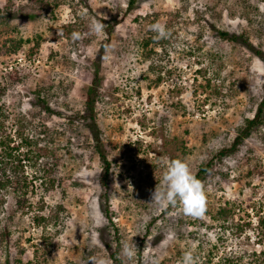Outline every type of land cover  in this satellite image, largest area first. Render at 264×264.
Instances as JSON below:
<instances>
[{"label": "rangeland", "instance_id": "374dc122", "mask_svg": "<svg viewBox=\"0 0 264 264\" xmlns=\"http://www.w3.org/2000/svg\"><path fill=\"white\" fill-rule=\"evenodd\" d=\"M128 2L60 0L45 9L14 0L5 10L0 1V45L28 39L13 55L0 49V138L14 137L20 125L35 141V167L25 170L40 176L44 166L48 178L47 190L34 179L23 200L0 192V264H181L187 251L196 264H216L264 253V128L215 158L262 99L264 64L211 29L247 33L264 50V0H135L131 10ZM112 18L119 22L108 36ZM151 22L170 36L166 52L158 47L144 59L136 41ZM95 70L96 139L90 120L78 117L87 116ZM98 144L110 162L106 201ZM169 159L183 160L193 174L211 163L201 216L151 203ZM225 203L231 213L222 219L215 212ZM38 216L48 220L37 224ZM132 242L129 260L123 247Z\"/></svg>", "mask_w": 264, "mask_h": 264}, {"label": "trees", "instance_id": "16d2710c", "mask_svg": "<svg viewBox=\"0 0 264 264\" xmlns=\"http://www.w3.org/2000/svg\"><path fill=\"white\" fill-rule=\"evenodd\" d=\"M4 2V8L2 9H10L12 6H14V0H0ZM30 3H33L41 8H47L49 5L53 6H59L60 0H28ZM133 2L135 0H129L128 2V10L132 9ZM0 9V11H2ZM33 14L26 13L22 14L21 16L25 17H32ZM2 19V17H0ZM119 18H112V24L107 25L109 26L107 29L108 36L111 35V32L114 30L116 24H118ZM154 24V22L150 23V26L148 29H146L140 36L139 40L137 42L138 48H140L142 52V56L144 59H150L152 58V53L155 54V49L160 48L164 52H166L165 49V42L167 41L168 37L170 36V33L168 30L167 35L164 38H159L157 33L150 30L151 25ZM71 24H68L65 26V30L69 31L71 30ZM213 31V35L219 39L220 41H226L233 44H240L244 48H246L249 53L253 54L257 58H259L263 64H264V50L260 47H257L255 44H253L249 40V36L247 33H236L231 32L225 29H221L219 27L213 26L211 27ZM109 37H107L108 39ZM28 39H12L8 38L5 39L1 45L0 49L2 52L7 55H13L16 53L17 49L21 46L23 42H27ZM40 45L39 42V36H37L34 39L33 47L38 48ZM105 48V44L101 45V49L103 50ZM97 79H98V73L95 70L92 77V83L90 87L88 88L87 94H86V100H85V112L86 115H79L78 117L82 119L88 118L90 120L89 123L86 126L88 127L89 131L92 133L93 138H97V135L94 134L95 132V126L96 123L94 122V104H95V95L97 94ZM160 81V77L156 79V82L158 83ZM263 90H264V84H263ZM38 99L41 102H44V99H40L41 97L39 94L37 95ZM43 108V107H42ZM44 109L48 112L51 111L50 107L45 104ZM2 110V109H1ZM76 117V118H78ZM79 120V119H78ZM87 120V119H86ZM22 123V121H20ZM70 124L76 122L73 119L68 121ZM264 128V93L262 99L258 102L256 105V108L253 112V115L251 117H247L244 119V122L240 128H238L237 133L232 140L231 146L228 148L221 149L216 155L215 158L218 161H221L222 157L226 154H229L233 152L235 148H237L245 138L253 135L261 133L260 130ZM14 137L6 135L3 138H0V192L1 191H7L13 194L16 198L21 199V196H24L28 193L30 189H33V180L38 179L40 180V184L44 187L45 190H47L48 185V178L44 177V174L47 173L44 166L42 169H38V172H42V175H37V172L32 174L25 170L26 164H29L30 167H35V160L34 156L35 153L33 152L32 145L35 143V141L29 137L28 135H25L21 129V126L18 125L17 128L14 130ZM17 137L19 141L13 145L12 141H14V138ZM13 138V139H12ZM21 147H25L24 151H21ZM98 156L101 160L102 164V171L100 174V184L104 190L102 199L104 201L107 200V192L106 189L108 187V180H109V173H110V162L105 156L103 150L100 148L99 144L96 147ZM38 157V156H37ZM211 163H203L199 166L198 171L194 174L197 179H199L201 182L206 178V174L210 171ZM35 172V171H34ZM43 178V179H42ZM47 179V180H46ZM19 201V200H18ZM229 203H225L223 206H219L216 209V215L217 217H220L222 219H226L227 216L231 213V209L228 206ZM169 210V207L166 208V210ZM108 209L104 208V213L106 218L108 219L109 223L112 225V229L114 230L113 237H115V234H117V228L113 225V221L111 217L108 215ZM48 219L43 216L34 217L33 221L37 224L41 222H45ZM8 231H4V237L6 236ZM119 238L116 237L113 238V242L117 244L118 246V240ZM117 250H113L111 252L112 258L115 260L117 259ZM245 259V260H244ZM264 260V253L262 250L259 251H251L249 253L244 252L243 254H235L231 255L229 257H223L220 259L219 262L216 264H262Z\"/></svg>", "mask_w": 264, "mask_h": 264}, {"label": "clouds", "instance_id": "9594fccd", "mask_svg": "<svg viewBox=\"0 0 264 264\" xmlns=\"http://www.w3.org/2000/svg\"><path fill=\"white\" fill-rule=\"evenodd\" d=\"M93 28L96 32H101L103 24L94 21ZM150 30L157 33L159 38L167 35L165 25L161 23L152 24ZM151 203H155L159 208L179 206L184 214L199 217L203 214L205 204L203 185L192 173L187 163L181 159H169L159 185L156 184L152 192ZM96 212L98 209H91L90 215ZM135 249L133 242L126 243L123 247V254L130 260ZM181 264H196L191 251L183 254Z\"/></svg>", "mask_w": 264, "mask_h": 264}]
</instances>
